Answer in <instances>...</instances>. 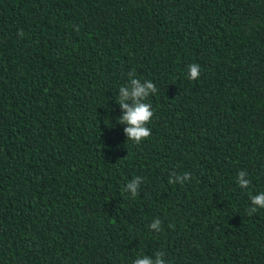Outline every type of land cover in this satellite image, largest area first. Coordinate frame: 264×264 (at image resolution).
<instances>
[{
    "label": "trees",
    "instance_id": "1",
    "mask_svg": "<svg viewBox=\"0 0 264 264\" xmlns=\"http://www.w3.org/2000/svg\"><path fill=\"white\" fill-rule=\"evenodd\" d=\"M260 192L264 0H0V264H264Z\"/></svg>",
    "mask_w": 264,
    "mask_h": 264
},
{
    "label": "clouds",
    "instance_id": "2",
    "mask_svg": "<svg viewBox=\"0 0 264 264\" xmlns=\"http://www.w3.org/2000/svg\"><path fill=\"white\" fill-rule=\"evenodd\" d=\"M200 66L198 64H191L189 66V79L199 78ZM131 79L127 86H123L119 89L118 103L123 110L122 117L118 118V122L121 124L126 123L127 128L124 129L128 140L139 143L142 140L151 136V129L147 127L153 117L152 105L145 101L151 94H155L157 88L150 80H145L141 83L140 79L135 77V73H130ZM131 100V106L127 101ZM248 175L246 171H240L237 176V182L241 188L247 189L250 186L251 181L245 179ZM190 173H184L170 180V183L180 182L183 183L190 179ZM141 177H135L130 183L126 185L124 191L130 192L132 197H136L138 194V185ZM251 199V207L248 209V214L255 213L259 208H264V192H260L258 195H252L249 193ZM160 221L157 219L153 221L149 227L151 229L160 230ZM157 259L153 261L147 255L143 259H137L133 261V264H163L160 259L161 252L155 253Z\"/></svg>",
    "mask_w": 264,
    "mask_h": 264
}]
</instances>
